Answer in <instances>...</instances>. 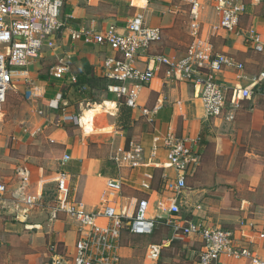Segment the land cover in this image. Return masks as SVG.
Masks as SVG:
<instances>
[{
	"label": "crops",
	"instance_id": "crops-1",
	"mask_svg": "<svg viewBox=\"0 0 264 264\" xmlns=\"http://www.w3.org/2000/svg\"><path fill=\"white\" fill-rule=\"evenodd\" d=\"M124 1L131 4L135 14L126 20H115L112 15L109 16L103 0H65L61 12L64 26L55 35L57 47L44 51L41 58L35 60L24 71L15 74V77H19L20 81L28 85V89L33 86L41 87L44 96L36 102L30 101L34 105L32 125H25L19 134L13 135V146L7 148L5 142H0V183L7 185V193L1 205L2 212L14 214L10 215L9 219L16 221L14 223L7 220L5 226H13V230L6 228L5 231L24 234L27 230L26 232L35 239L39 236L49 239L50 242L55 239L62 249L61 255L65 259L71 258L75 254V244L78 240L76 222L64 215L53 219L54 204L46 208L49 211L45 213L44 219H41L40 216L29 213L26 203L28 197L41 195L42 201L41 204H36L39 205L36 211L41 209L45 192L52 187L56 194L57 179L63 173L69 179L74 200L83 202L88 211L100 207L102 198L108 191L107 182L115 179L122 183V191L116 194L114 199L111 198L110 204L118 212L134 214L136 204L146 199L150 202L151 217L159 220L161 222L159 225H164L162 223L169 213L159 211L157 206L160 201L164 202L174 196L166 186L165 177L169 182L176 179L173 169L164 168L167 161L165 150L159 151L154 163L137 168H119L111 157L120 149H128L135 143L144 147L146 159H149L154 136H164L173 131L179 137L190 139L194 149L201 156L200 165L187 179L189 189L185 190L179 200L181 208L184 205L190 208V215L184 217L181 212V219L185 222H200L210 228L232 231L237 246L254 251L264 260L262 237L264 195L256 203L257 211H253L255 217L249 216V207H254L255 202L249 198H242L240 205L232 201L228 192L230 186L227 185L237 184L238 179L234 176L232 178L225 176L228 173L233 175L232 169L237 170L240 163L236 155L237 144L245 138L243 134L247 127L241 126L239 120L226 124L225 122L229 121L224 116L208 119L200 99L199 88L180 78L169 77L167 66H159L152 61V57L156 55L176 59L185 55L191 37L189 25L185 33L187 38L184 35L183 39L178 31L179 9L173 11L172 8L160 7L161 4L151 6L152 0H145L146 8L134 6L133 0ZM161 1L187 6L176 1ZM202 2L205 5L202 17L203 33L211 42L214 53L232 56L245 66L244 72L225 69L219 75V82L229 90L241 87L250 88L253 95L257 92V97L254 96L245 102L241 100L240 107L247 118H252L251 128L257 122V141L262 143L264 78L261 75L264 73V51L258 52L254 49L249 32L256 31L264 44V0H246V12L234 33L215 30L219 17L213 10L210 0ZM187 7V11H190L189 6ZM138 13L145 14L147 26L162 31L163 39L151 45L148 50L140 52L138 56L137 66L140 69L146 70L149 67L159 69L152 83L142 88L138 108L127 107L131 110L132 116L129 128H123L119 120L120 109L124 103L117 97L113 99L112 96L115 94L107 90L101 105L86 108L83 101H80L76 108L71 103L74 100L70 102L64 96L63 89L71 83L68 79L63 83L59 82V79L52 75V70L61 59H64L70 66L68 77L72 75L77 77L83 71V61H87L92 68L93 77L103 76V64L107 58L113 57L115 52L105 45L87 44L83 39L73 40L71 31L82 29L106 31L112 25L126 27ZM154 14H158L159 17ZM15 88L16 85L14 90ZM47 94H50L49 98H46ZM256 98L262 103L261 107L255 102L251 103V100ZM155 106L160 107L158 113L149 117L143 115L145 108L152 109ZM38 108L46 110L45 117L37 114ZM254 113H257V119L254 118ZM67 117H75L77 121L65 120ZM69 129L72 130L71 133L68 132ZM36 130L41 132L32 136L31 133ZM202 134L204 140L200 142ZM259 147L264 148V143ZM262 153L264 154V151ZM263 154L259 157L264 158ZM66 155L70 156L68 162L63 160ZM25 176L28 178L27 182L23 181ZM144 184H148L149 188H145ZM263 187L264 162L259 161L257 176L252 177L250 190L258 193ZM99 223L106 224V221L101 219ZM170 231L173 235V231L171 229ZM132 237L138 238L137 235L132 236L128 230L123 231L119 264H150L147 251L143 258L140 257V251ZM186 239L198 243L201 253L203 243L198 236L174 237L173 243L169 246ZM190 246L192 245L185 244L184 251L191 252ZM48 255L44 245L41 249L35 246L25 259L27 264H49L46 262ZM217 264L249 262L222 257Z\"/></svg>",
	"mask_w": 264,
	"mask_h": 264
},
{
	"label": "built area",
	"instance_id": "built-area-1",
	"mask_svg": "<svg viewBox=\"0 0 264 264\" xmlns=\"http://www.w3.org/2000/svg\"><path fill=\"white\" fill-rule=\"evenodd\" d=\"M176 1L189 6V33L191 42L185 55L181 58H171L164 55L152 57V61L159 66H167L169 77H177L199 88V95L208 119L225 116L227 121H233L240 107L241 100L250 99L253 91L250 88L236 87L229 90L219 82V75L225 69H235L244 72V64L234 57L225 54H215L209 39L203 33L202 0H167ZM65 0H0V112L2 111L9 92L14 89L15 74L24 71L35 60L41 58L46 50L57 47L55 35L62 29L61 12ZM213 10L219 17L215 30L234 33L240 26L242 16L246 12V0H210ZM73 40L83 39L91 45H105L115 52L113 57L105 60L102 74L111 83L108 91L131 109L138 108V98L142 88L156 78L158 67L146 70L137 66L140 52L148 50L151 45L163 39L159 28L147 26L143 13L136 14L126 27L112 25L106 31L94 29L72 30ZM250 39L254 49L264 51L261 36L250 30ZM70 73V66L64 59L52 70V75L59 80L68 79L69 83H76L77 77ZM264 78V73H262ZM28 81V80H27ZM29 82V81H28ZM41 87H30L26 97L32 102L43 98ZM53 105V104H52ZM226 105L231 112L224 113ZM160 107L145 108L143 115L149 117L158 113ZM37 114L45 117L46 110L38 108ZM65 120L77 121L75 117ZM41 130L31 133L39 134ZM164 149L167 161L164 168L173 169L176 173L174 182L165 177L167 188L173 197L158 203V210L168 212L169 215L162 223L173 231L174 237L198 236L203 249L200 254V264H217L222 257L232 260H247L249 264H264L254 251L239 247L235 243L232 231L222 228H210L200 222H185L181 219L180 198L187 189V179L201 163V156L194 149L188 138L179 137L170 131L164 136H154L149 159H146L145 149L139 144L132 143L128 149H120L111 159L119 168H137L154 163L159 151ZM64 162L70 156L64 157ZM152 178V176H149ZM27 182L28 178L23 177ZM149 188L148 184L143 185ZM107 194L102 198V204L94 211H88L83 202L74 200L71 186L66 174L59 175L56 184V199L52 207V218L66 216L77 224L78 240L75 244V254L65 259L61 254H54L52 264H119L121 256V237L124 230L132 235L150 236L161 223L150 215L149 200H140L135 207L134 214L118 212L111 205V198L122 191L119 180L107 182ZM7 193L6 183H0V207ZM42 198L30 196L26 203L28 207L41 204ZM103 219L106 224L99 221ZM173 237V238H174ZM262 237H264L262 235ZM168 239L162 243H152L147 249V259L150 264H158L164 248L173 241Z\"/></svg>",
	"mask_w": 264,
	"mask_h": 264
},
{
	"label": "rangeland",
	"instance_id": "rangeland-1",
	"mask_svg": "<svg viewBox=\"0 0 264 264\" xmlns=\"http://www.w3.org/2000/svg\"><path fill=\"white\" fill-rule=\"evenodd\" d=\"M105 7L108 9V12L110 13L109 16L112 15L115 20H126L130 17H132L135 12L131 9V4L125 2L124 0H103ZM134 6L139 8H146L147 2L145 0H133ZM151 6H155L158 4L160 7H168L172 8L171 10H175L176 8L179 9L178 14V31L181 34L182 38L184 39V35L187 38V25L189 21V14L187 11L188 7L183 6L177 3L169 4L165 3L161 0H152L150 2ZM187 12V13H186ZM154 16L159 17L158 14H154ZM117 22V21H116ZM189 45V44H188ZM188 47V46H187ZM19 77H15L13 79V85L17 88L12 89L7 97L6 103L0 112V142H5V145L7 148H11L13 146L12 137L15 134H19L21 131V128H23L25 125H32L33 120V104L30 102V100L26 97V91L28 89V85L24 82L20 81L18 79ZM59 82L63 83L67 81L66 79H62ZM66 97L70 100H72L71 103L76 108L79 106V102L83 101L84 106L86 108L90 106H94L93 102L98 101V103H95L97 105H101L104 102V95L105 91H95V98L94 101L91 99L87 100H79V97L76 95V91L74 88L66 87L65 92ZM257 97V92L254 93V95L251 97ZM50 94L46 96V98H49ZM116 95L112 96L113 99H116ZM245 102V100H244ZM255 102L258 107H261L262 103L257 98L255 100H251V103ZM243 103V102H242ZM242 106V105H240ZM229 105H226L224 113L228 114L231 112V107L229 108ZM248 112V111H247ZM246 113L242 111L241 107L238 108L235 114V121H229L225 122L226 124L235 123L237 120L238 123H240L241 126H246L247 130L243 134L242 142L237 144V159L239 165L237 166V170H233L232 173H228L225 176H229L230 178L237 177L238 183H234V185H227L230 186V198L232 201L238 202L241 204L242 198H249L251 201L255 202L254 207H249V216H254V212L257 211V201H259L262 195H264V187L262 191H259L257 193L250 190L251 187V180L253 176H257V164L259 161L264 162V158L259 157V155H262L264 148L259 147L260 145H263L262 143H259L257 141V122L253 125V128H251L250 121L252 120L251 117L247 118L245 116ZM252 115V114H251ZM255 117L257 119V113H254ZM226 116V115H225ZM224 116V117H225ZM253 118V119H254ZM69 133L72 132V130L69 129ZM264 136V135H262ZM239 146V149H238ZM258 154V155H257ZM264 155V154H263ZM258 156V157H257ZM236 157V156H235ZM237 171V172H235ZM241 171L243 173H241ZM59 177V176H58ZM226 187V186H225ZM187 188L189 189V183L187 182ZM232 189V190H231ZM46 196L43 199L42 202V208L37 210V207L35 206L33 208L28 207L29 213L31 215H37L40 216L41 219H44L45 213L49 211V208L53 204H55V190L51 187L48 188V190L45 192ZM2 209V210H1ZM189 206L184 205L183 208H181L182 216H188L190 215ZM3 206L0 207V264H27V261L25 257L27 254L31 253L34 250V247L36 248H42L43 245L46 247L48 252V258L46 259V262L49 264H52V255L54 254H60L62 252V249L59 245V243L53 239L51 242L49 239L45 237H37L36 239L33 238L29 233H27L25 230V233H19L16 234L15 232H6V228L12 229L13 226H5V222L11 221L9 219L10 215L14 214H5L2 212ZM247 211V210H246ZM254 211V212H253ZM255 217V216H254ZM14 222V221H11ZM16 223V221L14 222ZM17 229V228H16ZM18 230V229H17ZM128 234V233H126ZM129 235V234H128ZM133 236V235H132ZM139 238V239H138ZM137 239L131 238L134 242V244L138 247L140 251V257H144L147 251V248L152 243H162L169 238L172 239L173 235L170 231V229L164 225H158L156 228V231L151 236H144L139 237ZM57 243V244H54ZM173 243V242H172ZM171 243V244H172ZM54 244V246H53ZM185 244H190L191 252L184 251ZM184 245V246H183ZM175 248V249H174ZM200 247L199 244L195 241L186 239L185 241H180L174 243V245H171L169 247L164 248V251L161 255L160 261L158 264H197L199 262L200 257Z\"/></svg>",
	"mask_w": 264,
	"mask_h": 264
},
{
	"label": "trees",
	"instance_id": "trees-1",
	"mask_svg": "<svg viewBox=\"0 0 264 264\" xmlns=\"http://www.w3.org/2000/svg\"><path fill=\"white\" fill-rule=\"evenodd\" d=\"M83 67H84L83 71L77 75V82L74 84L71 83L66 87L74 88V90L76 91V95L79 97V100L91 99L94 101L95 91L104 90L106 92L108 90V86L111 83V81L104 76L97 78L93 77L92 68L87 61H83ZM65 88L63 89L64 92H65ZM64 96L66 97V95ZM95 103H98V101H94L93 105H96ZM120 112H121V118L119 120L120 126H122L123 128H129V124L132 116L131 110L127 108L126 105L123 104V106L120 109ZM203 140H204V134L201 135L200 142Z\"/></svg>",
	"mask_w": 264,
	"mask_h": 264
}]
</instances>
